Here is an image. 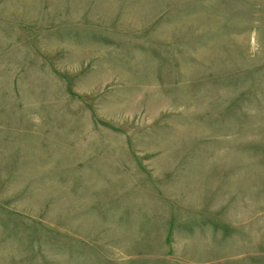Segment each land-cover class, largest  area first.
Here are the masks:
<instances>
[{"label":"rangeland","instance_id":"obj_1","mask_svg":"<svg viewBox=\"0 0 264 264\" xmlns=\"http://www.w3.org/2000/svg\"><path fill=\"white\" fill-rule=\"evenodd\" d=\"M0 264H264V0H0Z\"/></svg>","mask_w":264,"mask_h":264}]
</instances>
